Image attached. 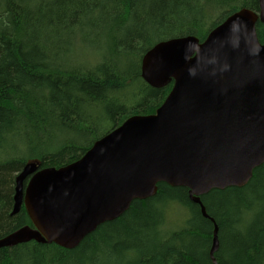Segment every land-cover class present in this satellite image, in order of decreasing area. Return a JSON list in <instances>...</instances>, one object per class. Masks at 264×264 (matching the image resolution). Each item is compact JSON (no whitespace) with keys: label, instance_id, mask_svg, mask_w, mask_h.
I'll return each instance as SVG.
<instances>
[{"label":"trees","instance_id":"obj_1","mask_svg":"<svg viewBox=\"0 0 264 264\" xmlns=\"http://www.w3.org/2000/svg\"><path fill=\"white\" fill-rule=\"evenodd\" d=\"M241 7L258 11V0H0V237L31 224L23 206L11 213L25 162L65 165L126 117L153 113L171 84L142 80L144 52L172 37L203 40ZM256 33L263 41V23ZM77 34L98 45L93 63L75 62ZM200 199L218 227L214 263L213 223L186 188L160 182L155 195L133 200L76 247H2L0 264H264V163L246 185Z\"/></svg>","mask_w":264,"mask_h":264},{"label":"water","instance_id":"obj_2","mask_svg":"<svg viewBox=\"0 0 264 264\" xmlns=\"http://www.w3.org/2000/svg\"><path fill=\"white\" fill-rule=\"evenodd\" d=\"M264 0L241 7L194 35L155 42L141 57L140 76L153 88L171 84L150 114H132L97 138L76 160L41 167L28 160L14 179L11 213L30 220L0 237V248L35 241L71 249L100 224L123 214L157 184L187 189L188 198L218 227L200 197L242 187L264 163Z\"/></svg>","mask_w":264,"mask_h":264},{"label":"rangeland","instance_id":"obj_3","mask_svg":"<svg viewBox=\"0 0 264 264\" xmlns=\"http://www.w3.org/2000/svg\"><path fill=\"white\" fill-rule=\"evenodd\" d=\"M70 43H71V47L73 48L72 54H73V58L76 63H79V64L93 63L92 61L96 60V55L94 54L98 51V45L95 47L92 40L85 38L82 34L80 35L77 34V35H74ZM101 52L102 51H100L99 54ZM179 209H180L179 206L175 204L172 205L170 211L175 210L172 213L173 217L180 218L179 216L181 215V213L178 215V217L176 216L179 212ZM182 211L185 215L186 211L188 212V209L182 210Z\"/></svg>","mask_w":264,"mask_h":264}]
</instances>
